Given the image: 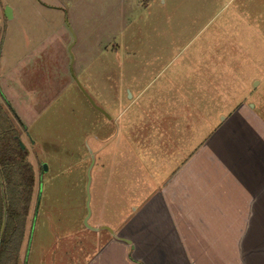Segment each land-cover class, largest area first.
Listing matches in <instances>:
<instances>
[{"label": "rangeland", "instance_id": "1", "mask_svg": "<svg viewBox=\"0 0 264 264\" xmlns=\"http://www.w3.org/2000/svg\"><path fill=\"white\" fill-rule=\"evenodd\" d=\"M0 7L5 56L22 68L6 97L26 126L15 121L36 174L21 264H170L138 244L148 181L176 174L224 117L264 106V0ZM39 49L43 71L29 73L27 55ZM89 196L98 230L85 225Z\"/></svg>", "mask_w": 264, "mask_h": 264}, {"label": "crops", "instance_id": "2", "mask_svg": "<svg viewBox=\"0 0 264 264\" xmlns=\"http://www.w3.org/2000/svg\"><path fill=\"white\" fill-rule=\"evenodd\" d=\"M3 32L0 87L7 96V89L18 84L22 68L19 60L8 63L3 46L6 30ZM41 53L39 49L35 55H27V72L43 71ZM14 73L15 78L10 76ZM262 105L246 104L224 117L203 147L186 156V163L182 168L179 165L170 179L159 183L149 179V198L147 181L145 186L140 184V198H146L139 210L146 211L139 221L147 226L139 230L137 239L147 249L145 254L162 250L170 264H264ZM236 129L241 135L235 140L232 134ZM113 238L131 241L119 237L116 230Z\"/></svg>", "mask_w": 264, "mask_h": 264}, {"label": "trees", "instance_id": "3", "mask_svg": "<svg viewBox=\"0 0 264 264\" xmlns=\"http://www.w3.org/2000/svg\"><path fill=\"white\" fill-rule=\"evenodd\" d=\"M15 121L20 123L22 129H26L0 87V264H21V252L36 185V174L28 158V148L20 144L22 129ZM3 196L7 219L1 237L5 214ZM23 264H27V261L24 260Z\"/></svg>", "mask_w": 264, "mask_h": 264}, {"label": "water", "instance_id": "4", "mask_svg": "<svg viewBox=\"0 0 264 264\" xmlns=\"http://www.w3.org/2000/svg\"><path fill=\"white\" fill-rule=\"evenodd\" d=\"M4 13L6 15V17H8L9 19L13 18V12H12V9L10 7H6L5 10H4ZM89 97V100L91 101V103L99 110L101 111L102 113H105L104 110L102 108H100L99 106L96 105V103L94 102V100L92 98ZM21 146L22 147H26V145L23 143V141L21 140L20 142ZM94 162V157L92 158V164ZM43 168L44 170L46 171L48 169L47 165L44 164L43 165ZM0 180H1V177H0ZM1 183H2V180H1ZM90 183H91V175H90V169H89V183H88V186H87V189L89 191L90 189ZM1 190H2V194L4 195L3 193V185H1ZM4 198V196H3ZM4 206H5V214H4V221H3V225H2V229H1V237L4 233V229H5V225H6V219H7V209H6V203H5V198H4ZM87 206H88V214H87V217L85 218V225L87 227H89L90 229H94V230H98L100 228H94V227H91L90 224L88 223V220L91 216V209H90V196H89V199H88V203H87ZM107 229H109V231H111L113 234H114V231L111 229V228H108L106 227Z\"/></svg>", "mask_w": 264, "mask_h": 264}]
</instances>
